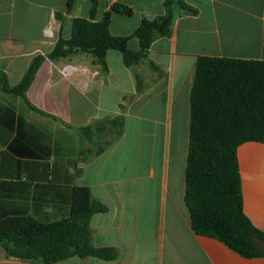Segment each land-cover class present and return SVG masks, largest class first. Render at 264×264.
<instances>
[{
    "label": "crops",
    "instance_id": "crops-1",
    "mask_svg": "<svg viewBox=\"0 0 264 264\" xmlns=\"http://www.w3.org/2000/svg\"><path fill=\"white\" fill-rule=\"evenodd\" d=\"M196 15L176 19L170 37L156 39L146 63L132 68L108 51V71L92 54L46 58L25 92L17 86L33 59L70 39L75 18H89L91 0H0V216H32L42 222L68 218L74 187H88L108 206L91 219V244L113 247V261L71 257L56 264H264L222 242L196 235L185 203L190 94L199 57L264 61V0H183ZM133 9L115 14L110 33L130 36L142 18L164 15V0H112ZM109 8L98 0L95 21ZM129 48L139 50L133 38ZM145 89L138 94L135 74ZM123 104V108H121ZM124 117V133L90 161V143L76 128ZM101 141V140H100ZM243 205L264 232V144L238 149ZM0 264H43L11 257L0 246Z\"/></svg>",
    "mask_w": 264,
    "mask_h": 264
},
{
    "label": "trees",
    "instance_id": "trees-1",
    "mask_svg": "<svg viewBox=\"0 0 264 264\" xmlns=\"http://www.w3.org/2000/svg\"><path fill=\"white\" fill-rule=\"evenodd\" d=\"M109 8L96 22L98 0H91L89 18H75L70 39L62 37L47 56H37L21 82L4 91L24 96L42 62L67 58L75 53L94 56L108 71V51L122 53L124 65L132 68L146 63L159 78L164 72L148 58L152 43L170 37L177 18L196 15L197 10L183 0H164L163 16L142 18L126 37L110 33L112 17H131L132 8L106 0ZM78 0H66L70 14ZM137 39L139 50L129 48ZM136 90L145 89L141 75L135 74ZM123 108V104H121ZM124 117L107 118L76 128L83 141L100 145L89 151L85 161L103 153L124 133ZM101 145V142L105 140ZM101 140V141H100ZM247 142L264 144V61L202 56L197 59L190 94L189 152L186 163L185 203L196 235L212 238L244 258L264 257V232L246 216L238 149ZM108 206L95 199L88 187H74L68 218L42 222L32 216H0V246L11 257L56 264L74 256L113 261L119 252L113 247L91 244V219L106 213Z\"/></svg>",
    "mask_w": 264,
    "mask_h": 264
},
{
    "label": "rangeland",
    "instance_id": "rangeland-1",
    "mask_svg": "<svg viewBox=\"0 0 264 264\" xmlns=\"http://www.w3.org/2000/svg\"><path fill=\"white\" fill-rule=\"evenodd\" d=\"M106 140H107V139L103 140V141L101 142V145L104 144ZM90 145L92 146L93 151H94V150H97V148L100 146V145H98V144H94V142H93V143H90Z\"/></svg>",
    "mask_w": 264,
    "mask_h": 264
}]
</instances>
